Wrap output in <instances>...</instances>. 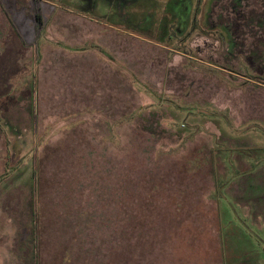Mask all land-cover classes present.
<instances>
[{
  "label": "rangeland",
  "instance_id": "obj_1",
  "mask_svg": "<svg viewBox=\"0 0 264 264\" xmlns=\"http://www.w3.org/2000/svg\"><path fill=\"white\" fill-rule=\"evenodd\" d=\"M37 1L39 41L36 0H0V115L38 76L36 131L0 133V264H35L45 146L42 264H264V0Z\"/></svg>",
  "mask_w": 264,
  "mask_h": 264
},
{
  "label": "trees",
  "instance_id": "obj_2",
  "mask_svg": "<svg viewBox=\"0 0 264 264\" xmlns=\"http://www.w3.org/2000/svg\"><path fill=\"white\" fill-rule=\"evenodd\" d=\"M36 2H37V6L34 8V14L36 18L35 31H36V40L39 41V39L41 38V30L44 25V19L42 15L41 6L39 5V2L37 0ZM199 13L200 11L195 16L194 23L191 27L193 31L192 33L195 34L198 32H202L203 34H206V35H210L212 34V32L214 33L213 30H215L216 27L214 28V26L213 27L210 26L211 32H209L205 30V28H203L202 23H199ZM230 29L227 30L226 35L230 39H233L232 31ZM186 33L184 36L182 34L181 38L178 40L177 45L179 47L182 46L183 43H185L186 40H188V37H190L192 34L191 32H189V29H188L187 35ZM167 45L169 44H166V46ZM178 46L177 48L180 49L181 47L179 48ZM95 48L97 47L95 46ZM37 79H38V76L36 72H34L33 80L31 81L30 89H29L31 93V96H30L31 101L29 105L27 106V108L24 110V112L19 107H12V109L8 111L7 110L4 111L0 115V133H2L3 135L5 134V131L6 133H7V130L11 132L12 129H16V131H18L19 134H23V130L16 127L15 124L13 123V120L14 118H18L21 120L22 115L25 116L26 112H27V115L30 117L33 130L36 131L37 115L35 112L33 95L37 92V87H38ZM0 82H1V71H0ZM14 134H15V130H14V133L12 132V135ZM5 145H6V150H7V157L5 158V161H4V172L2 175H0V185L4 181H6L8 177H10L13 174V171L15 170V167H13L11 163L13 159H12V154L10 153V150H9V148L11 149L12 147V142L7 137L5 139ZM50 150H51V147L49 148L48 146H45L41 150L37 151V154L35 156V169H34L33 176H32V190H33L32 230H33V247H34V263L35 264H42V245H43V228H44L43 224H44L45 215L47 214V210H45L44 208V203L47 200L46 157ZM193 153H194L193 158L187 161V164L185 167L188 169V170H185L188 173L189 171L191 173H197L201 171L205 165L203 164L204 150L196 148L193 151Z\"/></svg>",
  "mask_w": 264,
  "mask_h": 264
}]
</instances>
